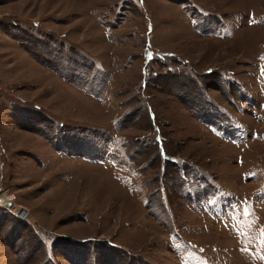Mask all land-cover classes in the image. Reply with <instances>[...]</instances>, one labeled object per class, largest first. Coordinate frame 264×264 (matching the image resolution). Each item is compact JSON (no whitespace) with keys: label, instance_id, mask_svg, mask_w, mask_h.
<instances>
[{"label":"rangeland","instance_id":"obj_1","mask_svg":"<svg viewBox=\"0 0 264 264\" xmlns=\"http://www.w3.org/2000/svg\"><path fill=\"white\" fill-rule=\"evenodd\" d=\"M3 194L0 264H264V0H0Z\"/></svg>","mask_w":264,"mask_h":264},{"label":"bare ground","instance_id":"obj_2","mask_svg":"<svg viewBox=\"0 0 264 264\" xmlns=\"http://www.w3.org/2000/svg\"><path fill=\"white\" fill-rule=\"evenodd\" d=\"M9 200H10V197H6L4 194L0 195V207H4V205H7ZM17 212L19 213V210H17ZM23 213H24L23 211L20 212V214H23ZM25 213H26L25 216L28 217L26 211Z\"/></svg>","mask_w":264,"mask_h":264},{"label":"built area","instance_id":"obj_3","mask_svg":"<svg viewBox=\"0 0 264 264\" xmlns=\"http://www.w3.org/2000/svg\"><path fill=\"white\" fill-rule=\"evenodd\" d=\"M17 210H19V213L17 212ZM21 211H23L24 213H23V214H20ZM14 213H15V215H16L18 218H20V219L26 217V216H25L26 213H25V211H24V209H23L22 207L16 209Z\"/></svg>","mask_w":264,"mask_h":264}]
</instances>
